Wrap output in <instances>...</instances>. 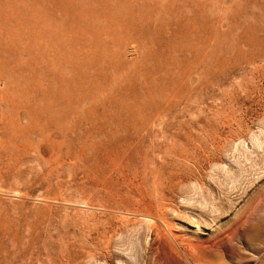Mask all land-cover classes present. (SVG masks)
I'll use <instances>...</instances> for the list:
<instances>
[{
	"label": "rangeland",
	"instance_id": "obj_1",
	"mask_svg": "<svg viewBox=\"0 0 264 264\" xmlns=\"http://www.w3.org/2000/svg\"><path fill=\"white\" fill-rule=\"evenodd\" d=\"M62 259L264 264V0H0V264Z\"/></svg>",
	"mask_w": 264,
	"mask_h": 264
},
{
	"label": "bare ground",
	"instance_id": "obj_2",
	"mask_svg": "<svg viewBox=\"0 0 264 264\" xmlns=\"http://www.w3.org/2000/svg\"><path fill=\"white\" fill-rule=\"evenodd\" d=\"M155 202L156 203L152 207L153 209H149L147 212V215L154 220L152 227L154 228L155 233L157 235V239H155V241L152 244L153 245L159 244V245H161V247L162 246H170V248L172 249L173 248L172 238L176 240L177 235H175L173 233L171 225H170L171 224L170 220L167 217V208L165 207L166 203L164 204L162 202H158V200H156ZM124 224L127 225L126 228L129 226L128 222L124 223ZM103 230H104V234H105L104 236H108L106 243L99 249H97L96 247L90 249L88 254H89V256H93V257L95 256V257L105 258L106 260H109L112 256V252H111L112 238L115 235H117L118 232L119 233L122 232L123 222H120V223L110 222L103 227ZM201 241L202 240L200 238L189 237L187 240H184V241H181L178 243L179 247L182 248L184 254L188 257L187 259H190L191 262H193L192 252L196 246H199L202 243ZM60 264H78V263H75L74 261L65 262L62 259V263H60ZM153 264H158V263L154 262Z\"/></svg>",
	"mask_w": 264,
	"mask_h": 264
}]
</instances>
